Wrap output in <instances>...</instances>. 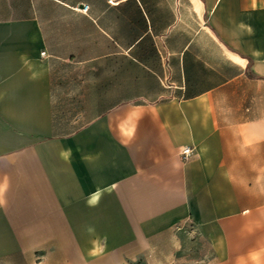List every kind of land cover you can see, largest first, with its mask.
<instances>
[{
  "label": "crops",
  "instance_id": "crops-1",
  "mask_svg": "<svg viewBox=\"0 0 264 264\" xmlns=\"http://www.w3.org/2000/svg\"><path fill=\"white\" fill-rule=\"evenodd\" d=\"M0 188V264H264V0H0Z\"/></svg>",
  "mask_w": 264,
  "mask_h": 264
},
{
  "label": "built area",
  "instance_id": "built-area-1",
  "mask_svg": "<svg viewBox=\"0 0 264 264\" xmlns=\"http://www.w3.org/2000/svg\"><path fill=\"white\" fill-rule=\"evenodd\" d=\"M194 150L190 147L184 148L182 150L181 156L184 161H188L191 157H193Z\"/></svg>",
  "mask_w": 264,
  "mask_h": 264
},
{
  "label": "rangeland",
  "instance_id": "rangeland-1",
  "mask_svg": "<svg viewBox=\"0 0 264 264\" xmlns=\"http://www.w3.org/2000/svg\"><path fill=\"white\" fill-rule=\"evenodd\" d=\"M67 241H68L69 247L73 251L75 249V247L77 246V239L76 238H68ZM71 256L72 257H75L76 254L75 253H72Z\"/></svg>",
  "mask_w": 264,
  "mask_h": 264
},
{
  "label": "clouds",
  "instance_id": "clouds-1",
  "mask_svg": "<svg viewBox=\"0 0 264 264\" xmlns=\"http://www.w3.org/2000/svg\"><path fill=\"white\" fill-rule=\"evenodd\" d=\"M3 192H4V189L0 188V204H3V203H4V201H3V199H2V197H3Z\"/></svg>",
  "mask_w": 264,
  "mask_h": 264
}]
</instances>
